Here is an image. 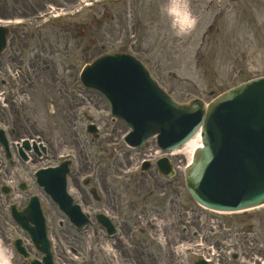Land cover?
Returning a JSON list of instances; mask_svg holds the SVG:
<instances>
[{
    "label": "rangeland",
    "instance_id": "rangeland-1",
    "mask_svg": "<svg viewBox=\"0 0 264 264\" xmlns=\"http://www.w3.org/2000/svg\"><path fill=\"white\" fill-rule=\"evenodd\" d=\"M163 3L164 0H127L125 8L119 7L120 11H125L119 18V26L108 15L94 19L80 9L73 19L76 22L72 21L77 25L73 38L61 29L49 28L48 33L45 32L49 35L46 37L49 44L44 41L46 51L42 50L40 56L48 59L45 64L48 68H39L44 65L43 60L30 58L35 79L18 84L26 99L24 103L3 106L5 100L11 101L3 91L8 93L12 89L10 94L15 96L18 90L0 84V92L7 98H1V109L11 112L13 108V113H18V132L39 136L50 150L46 159L36 158L34 164H22L25 171L17 172L16 183L24 182L26 193L14 191L17 195L13 192L5 196L0 191V244L11 250L13 264L24 263L10 245L17 234L9 205L24 206L32 194L39 197L47 218L56 264H192L202 256L209 257L211 252L212 261L217 264H260L264 260V206L239 214H212L198 208L182 184L187 158L181 154L171 158L182 161L178 162L177 178L168 188L173 193L172 205L176 200L178 204H185L187 223L184 222L186 217L180 218V211L172 206L169 221L163 222L157 231L158 238H150L147 229L140 226L135 235L123 230L124 238L119 240V208L124 209L127 225L131 227L137 209L143 206L145 193L156 189L157 181L137 170L134 180H122L124 194H120L122 201H119V173L127 168L133 172L139 158L132 152L129 155L119 143V123L113 122L105 102L80 85L78 75L83 65L100 54L99 49L130 53L148 61L160 84L181 102L194 97L209 102L247 79L264 76V0H189L198 23L182 38L172 33L167 18L161 15ZM91 19L96 20L94 27L103 34L99 35L102 41L94 51H89L95 46L85 37L86 24ZM28 53L29 50L25 51L22 59L26 60ZM12 66L13 70H19L17 64ZM37 78L39 80L35 81ZM63 79L69 81L63 82ZM85 115L99 126L102 135L98 142L94 143L84 131ZM0 118L7 123L10 116L7 118L0 113ZM65 154L70 155L73 169H77L69 179L71 184L81 186L80 178L90 173L102 177L99 183L102 189L99 187L100 193L96 191L101 202L91 200L90 204L106 206L102 211L111 214L117 228L113 239L106 237L98 223L75 232L57 206L37 187L33 172L48 164H58V156ZM2 171L0 169V187L5 180ZM183 226L187 229L184 236L181 234ZM248 226H252V230ZM194 233L199 235L196 237ZM183 243L188 245L186 253L180 248ZM233 254L238 255L237 261L232 259Z\"/></svg>",
    "mask_w": 264,
    "mask_h": 264
},
{
    "label": "water",
    "instance_id": "water-1",
    "mask_svg": "<svg viewBox=\"0 0 264 264\" xmlns=\"http://www.w3.org/2000/svg\"><path fill=\"white\" fill-rule=\"evenodd\" d=\"M81 81L103 94L113 115L133 129L125 139L131 146H142L146 138L157 134L159 147L169 151L201 130L203 147L195 151L185 171L187 191L197 203L217 211L264 204V77L229 89L208 105L199 99L180 104L158 86L141 63L119 53L101 56L86 66ZM63 174L62 170L56 187L49 185V176H41L39 183L73 216L63 195ZM14 209L19 226L44 252L43 263L52 264L43 219L33 202L23 214H15ZM29 220L34 228L26 225ZM15 245L21 253L19 242Z\"/></svg>",
    "mask_w": 264,
    "mask_h": 264
},
{
    "label": "flooded vegetation",
    "instance_id": "flooded-vegetation-1",
    "mask_svg": "<svg viewBox=\"0 0 264 264\" xmlns=\"http://www.w3.org/2000/svg\"><path fill=\"white\" fill-rule=\"evenodd\" d=\"M77 2V0H0V20H12L14 18H20L24 21L31 20L34 17H37L38 15L41 14H47V8L52 7L53 9H58V8H67L69 6L74 5ZM116 0H97V3L92 4V9L90 11H93L94 9H97V12H92L91 15L94 16V19L97 18V16H100L101 19H104L105 15L107 14L108 7L109 5H112ZM113 15H110V18H112ZM91 19L89 23V35H87L88 41L93 44L94 46H97L98 42H101L102 40L99 39V35H103L102 32L98 30L97 27H94L96 24V20ZM65 29V35H72L76 30V25H74L73 22H70L69 24L66 25ZM30 36V38L33 40L35 39L36 41H41L40 38V31L35 33L31 31L29 28H8L7 31V50L8 52L12 53V61H15L16 58L13 60V55L16 53L22 51L24 48L27 46V36ZM47 40V39H45ZM43 47V44L41 45ZM97 48V47H96ZM53 49V48H51ZM93 51V50H89ZM38 60V59H36ZM12 61H9L13 64ZM47 61H44V64H46ZM28 65L30 68L33 70V66L31 61H28ZM46 68H48L47 65H45ZM34 73V70H33ZM22 76H18L17 78H21ZM10 82V79L7 77L2 83ZM18 113H15L14 116V122L13 125H20L19 124V119L17 117ZM12 132L15 133V130ZM121 131L119 130V138L121 137ZM16 135L18 137V132H16ZM16 137V138H17ZM147 157V160L152 159V154H145ZM150 175L154 177L156 180L159 181L157 184V189H160L162 191L166 190V187L171 181L164 180L162 178H156L154 172H150ZM171 184V183H170ZM165 200L164 197L160 199V202H163ZM83 203L86 205V199L83 198ZM165 204L167 202L165 201ZM170 204V202H169ZM168 204V205H169ZM142 215H144V211H142ZM122 217V210L119 208V219ZM186 233L185 227L182 228L181 234L184 236Z\"/></svg>",
    "mask_w": 264,
    "mask_h": 264
},
{
    "label": "clouds",
    "instance_id": "clouds-1",
    "mask_svg": "<svg viewBox=\"0 0 264 264\" xmlns=\"http://www.w3.org/2000/svg\"><path fill=\"white\" fill-rule=\"evenodd\" d=\"M160 12L167 18L170 30L178 38L190 34L198 23L189 0H164ZM9 179L10 182L15 183L14 175ZM0 264H13V257L4 244H0Z\"/></svg>",
    "mask_w": 264,
    "mask_h": 264
},
{
    "label": "bare ground",
    "instance_id": "bare-ground-1",
    "mask_svg": "<svg viewBox=\"0 0 264 264\" xmlns=\"http://www.w3.org/2000/svg\"><path fill=\"white\" fill-rule=\"evenodd\" d=\"M200 146V139L199 135L197 134L191 140H189L180 150L178 153L185 155L188 158V162L191 159L192 152L195 148Z\"/></svg>",
    "mask_w": 264,
    "mask_h": 264
}]
</instances>
